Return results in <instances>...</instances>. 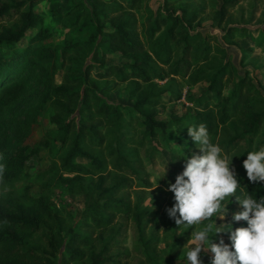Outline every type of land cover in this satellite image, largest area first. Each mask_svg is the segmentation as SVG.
Listing matches in <instances>:
<instances>
[{"label":"trees","instance_id":"1","mask_svg":"<svg viewBox=\"0 0 264 264\" xmlns=\"http://www.w3.org/2000/svg\"><path fill=\"white\" fill-rule=\"evenodd\" d=\"M41 1L0 0V105L11 103L15 98L13 93L21 90L26 81L22 76L25 69L28 74L33 71L40 73L41 78H47L46 98L53 108L50 118L56 125L55 138L59 142V154L50 167L76 174L70 177L61 173L57 176L58 183L63 185L66 182L70 191H84L91 197L97 187L87 190L88 186L85 187L79 179L80 173L119 174L103 189L106 192L103 200L98 198L95 203L85 207L81 217L83 225L107 231L116 217H132L136 222L144 216L155 217L160 203L140 207L137 202L130 203L109 196L115 191L147 188L154 182L166 187L175 183L176 179L169 171L157 175L149 168L144 155L145 133L156 137L158 144L167 146L165 142L170 122L157 120L154 110L151 112L142 108L151 109L179 99L182 96L180 84L190 86L203 83L205 89L197 97V109L177 118L180 121L176 126L178 131H187V127L204 123L212 137L218 136L216 134L220 129L232 125V122L242 127L241 132L223 135L215 143L229 155L245 150L237 164L233 159L237 178L245 192L256 198L264 196V182H251L243 167L248 152L264 148V92H259L254 77L245 68L236 80L233 91L228 95L223 93L224 83L234 79L237 67L225 58L226 49L216 42V36L191 31L197 14L204 12L203 6L190 17L169 8L177 1L187 0H164L163 5L155 10L145 3L143 11V0H93L91 4L83 3L75 15L73 8L68 9L64 15H74L76 19L71 17L65 20V28L75 27L82 19L92 29L85 40L69 38L58 50L53 72L59 71V83L55 84L50 77L48 80L51 74L44 70V62L45 58L55 57L56 49L39 42L41 30L37 24L42 14L35 7ZM241 1L220 0L212 9L217 17L216 23L222 24L229 17L230 10ZM135 10L142 11L141 19L135 15ZM33 28H38L36 33L28 35ZM237 29L233 25L227 27L225 37L229 40ZM23 38L27 39L26 44L19 45ZM211 39L216 41L212 42ZM124 55H130L131 59L119 62L109 60L112 56ZM92 76L100 79L113 77L118 82L129 81L136 85L133 91L142 89L141 95L134 101L139 114L124 104L106 99L104 91L107 92L108 87L99 91V85ZM165 76H170L169 80L175 79L179 84L158 85L155 80ZM137 130L144 132L139 136ZM141 147L142 153L139 150ZM169 151L178 155L173 148H169ZM23 156V149L20 148L16 158ZM81 157L86 158V162ZM12 163V156L2 161L6 169ZM32 204L36 208H32ZM58 219V210L50 206L43 194H27L24 202L17 196L0 192V249H5L11 257L0 256V264H51L62 243L53 229ZM118 224L120 229L126 226V222ZM241 225L248 226L246 221H242ZM38 229L46 242L42 248L27 234ZM122 237L118 232L111 234L99 250H91L90 261L82 264H105L106 255L113 257L117 254L124 259L129 251L109 254L111 243ZM181 237L188 239L187 234ZM71 240L83 242L84 238L72 234ZM147 241L150 243L152 239ZM176 244L168 253L170 259L179 248H184L182 244ZM141 251L144 260L154 263L150 253L139 248L138 253ZM81 256L75 255L78 258ZM73 257L72 253L68 254V258Z\"/></svg>","mask_w":264,"mask_h":264},{"label":"rangeland","instance_id":"2","mask_svg":"<svg viewBox=\"0 0 264 264\" xmlns=\"http://www.w3.org/2000/svg\"><path fill=\"white\" fill-rule=\"evenodd\" d=\"M5 1L6 0H2ZM93 0H42L36 5V9L42 14L37 26L41 30L39 42L43 45H50L55 48V57L45 58L44 70H47L51 76V82L59 83V71L53 72L55 60L58 57V50L67 42L69 38L85 40L92 26L84 23L80 19L75 27L67 29L63 23L69 18H74L78 12V8L85 4H91ZM142 11L146 4H149L153 10L159 5H163L164 0H143ZM146 3V4H145ZM220 3V0H187L176 2L169 5V8L174 9L178 13L185 14L190 17L192 13L199 7H204V12L197 14L196 19L191 24V31H200L204 35L212 34L217 37L212 42H217L223 45L226 49L225 58L230 59L237 67L236 76L233 80H228L224 83L223 93L230 94L235 82L240 75L243 74L245 68H248L250 74L254 77V82L260 93L264 92V0H242L236 7L231 9L230 15L222 24H217V17L214 16L213 7ZM73 8V14L64 15V12ZM142 11H136L135 15L141 19ZM144 13V12H143ZM199 15V17H198ZM237 26V30L228 40L225 37L227 27ZM38 29V28H37ZM36 28L28 31V35L36 33ZM27 39L23 38L19 45L26 44ZM246 48H250L246 50ZM244 57L242 58V56ZM89 59V57H87ZM131 59L130 55L112 56L109 60L119 62L120 60ZM22 76L26 80L21 90L14 92L15 97L11 103L0 105V164L7 156L13 157V163L9 169L4 170L2 179H0V192H7L14 197L26 202L27 194L38 196L43 194L49 200L50 206L54 207L59 212V219L54 222V232H57L61 240V245L52 259L51 264H82L90 261L91 250H99L106 239L118 232L121 236L117 242L110 245L109 254L115 255V252H130L128 256L108 257L105 264H189L186 255L183 254V248H179L175 252L173 258H169L168 253L173 245L180 243L185 246L191 237L192 231L196 226L188 228L186 226L179 227L175 221L169 217L166 209L172 207L175 203L174 194L168 190L169 187L153 185L147 188H130L122 191H115L109 197L121 198L130 203H138L140 207L148 204H161L155 217L144 216L136 222L132 217L124 219L116 217L111 229H92L88 225L81 223V217L85 207L89 203H95L97 199L103 200V189L109 186L119 174L115 172L81 174L80 181L83 182L87 190L91 187H97L89 197L84 191H70L67 183L63 185L58 183L57 176L62 173L63 176H76L75 173L63 172L61 168L52 169L51 162L58 156L59 142L55 138L56 125L51 121L53 108L46 98L48 92L47 78H41L40 73L35 71L28 74L25 69ZM28 76V77H27ZM93 77V76H92ZM22 78V77H21ZM27 78V79H26ZM95 78L99 85L98 90L103 91L108 87V91H104L105 98L110 102L120 103L131 108L135 113L139 111L135 108L134 101L139 98L142 89L133 91L136 85L127 82H118L115 78L106 79ZM170 76H165L163 79L155 80L158 85H169L172 82L177 83L175 79L169 80ZM177 78V77H176ZM179 84V82H178ZM259 84V85H258ZM182 90V96L171 102L163 105H157L155 108L143 107V110H154V118L161 121L170 122L167 128V146L160 145L156 141V137L146 134V144L144 149L145 159L149 168L153 169L157 175H161L163 171H169L172 178L176 177L184 171L185 160L183 157L187 153L190 157L194 152L202 154L197 148L195 142L187 131H178L176 127L180 122L178 119L185 114L194 112L196 108L197 97H199L204 89L203 83L195 85H179ZM142 87V86H141ZM111 88V89H110ZM132 98V99H131ZM178 118V119H177ZM225 129L227 131H225ZM133 130V129H132ZM174 130V131H173ZM241 132L242 127L233 123L232 125L220 129L216 135L212 136L211 140L215 143L223 135H230L234 132ZM144 130H137L138 135H142ZM261 137V136H259ZM173 141H175V144ZM193 142V144H192ZM165 144V145H166ZM23 149L24 156L16 158V153ZM169 148L176 150L173 155ZM140 153L143 148H139ZM245 151V150H242ZM242 151H235L229 155L237 164L238 158ZM146 152V153H145ZM81 160L86 162V158L81 157ZM6 189V190H5ZM236 196H241L238 189ZM226 203L228 205L227 212L224 215L227 217L223 220L217 219L216 223L220 225L222 230H227L225 223H232L233 228L242 227L240 222L232 220L235 212L243 210L234 197L229 198ZM36 208L35 205H31ZM213 220L216 217L212 218ZM127 220V221H125ZM126 222V226L120 229L118 223ZM139 224V225H138ZM163 229V230H162ZM141 232V233H140ZM36 240L37 245L42 248L45 241L41 238L43 233L40 229L29 231L27 233ZM72 234H78L84 238L82 241L72 242ZM182 234H187L188 239L182 238ZM230 233H220L210 237V239L219 243L223 238L225 243L230 244ZM152 242L147 243V240ZM145 240V241H144ZM156 240V241H153ZM145 242V243H144ZM208 245H205L207 247ZM150 253L154 263H150L143 259V252L138 253V249ZM186 251V250H185ZM72 253L73 258H68V254ZM82 255L80 258L75 255ZM1 257H10L5 249H0ZM213 254L210 251H202L200 257L203 264H211ZM11 258V257H10ZM80 260V261H79ZM156 262V263H155Z\"/></svg>","mask_w":264,"mask_h":264},{"label":"clouds","instance_id":"3","mask_svg":"<svg viewBox=\"0 0 264 264\" xmlns=\"http://www.w3.org/2000/svg\"><path fill=\"white\" fill-rule=\"evenodd\" d=\"M187 128L202 154L194 152L189 157L186 153L183 157L184 171L168 188L174 194L175 203L166 209L179 227L196 226L182 255H186L189 264H203L202 251L213 254L211 264H264V196L256 198L244 191L233 158L225 154L219 144L212 142L206 124ZM243 167L251 182H264V148L248 152ZM4 170L5 166L0 164V179ZM238 189L241 196H236ZM232 197L243 209L235 212L232 220L246 221L248 226L233 228L232 223H225L221 225H227V230H222L216 220L227 217L230 203L226 202ZM220 233H230L231 243H225L223 238L219 243L210 239Z\"/></svg>","mask_w":264,"mask_h":264}]
</instances>
